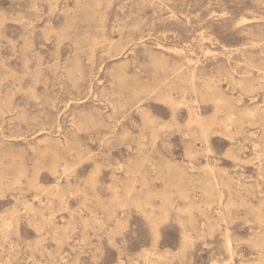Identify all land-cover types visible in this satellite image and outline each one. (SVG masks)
<instances>
[{
	"label": "rangeland",
	"instance_id": "374dc122",
	"mask_svg": "<svg viewBox=\"0 0 264 264\" xmlns=\"http://www.w3.org/2000/svg\"><path fill=\"white\" fill-rule=\"evenodd\" d=\"M0 264H264V0H0Z\"/></svg>",
	"mask_w": 264,
	"mask_h": 264
}]
</instances>
